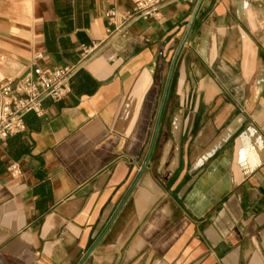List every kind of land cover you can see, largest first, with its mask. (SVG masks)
<instances>
[{"label": "crops", "instance_id": "0c3cea01", "mask_svg": "<svg viewBox=\"0 0 264 264\" xmlns=\"http://www.w3.org/2000/svg\"><path fill=\"white\" fill-rule=\"evenodd\" d=\"M135 1L0 0V80L100 42L0 142V264H77L111 220L82 264H264V0H165L106 38Z\"/></svg>", "mask_w": 264, "mask_h": 264}, {"label": "built area", "instance_id": "2783aa9c", "mask_svg": "<svg viewBox=\"0 0 264 264\" xmlns=\"http://www.w3.org/2000/svg\"><path fill=\"white\" fill-rule=\"evenodd\" d=\"M165 0H136L127 10L110 9L103 15L106 27V38L125 36L130 25L137 21L156 20ZM100 42L85 46L81 51V61L90 56ZM42 58L41 54L36 55ZM66 63L59 66H42L34 64L29 72L17 81L0 80V142L25 130L24 116L33 112L36 116L43 114L42 100L50 98L59 101L70 91L72 76L79 69L80 62ZM13 177L20 174L16 162L7 167Z\"/></svg>", "mask_w": 264, "mask_h": 264}, {"label": "water", "instance_id": "95a60500", "mask_svg": "<svg viewBox=\"0 0 264 264\" xmlns=\"http://www.w3.org/2000/svg\"><path fill=\"white\" fill-rule=\"evenodd\" d=\"M202 0H198L197 3H196V6H195V9H194V12H193V15H192V18H191V22L198 10V7L200 6V3H201ZM186 36L183 37V39L181 40L180 44H179V47L177 49V52L173 58V62L171 64V67H170V70H169V77H168V81H167V85L169 83V80H170V76L172 74V70H173V66H174V62H175V59H176V56L184 42V39H185ZM167 88V86H166ZM165 93H166V89H165V92H164V95H163V99L165 98ZM163 103V102H162ZM161 107H162V104H161ZM161 107L159 108V111H158V114H157V117H156V122H155V130H154V135H153V139L151 140L150 142V145H149V148H148V152H147V156H146V160H145V163L144 165L142 166V168L140 169V172L141 173L144 169V166L151 154V150H152V147H153V142H154V136H155V133H156V130H157V127H158V123H159V119H160V113H161ZM132 188V187H131ZM130 188V190H131ZM130 190H128V193L130 192ZM121 206V205H120ZM120 206L117 208L116 212H115V215L118 213L119 209H120ZM114 218V217H113ZM112 218V219H113ZM112 221V220H111ZM111 221L109 222V224L106 226L104 232L90 245V247L88 248V250L85 252V254L82 256V258L79 260V262L77 264H82L85 259L91 254V252L93 251V249L96 247V245L98 244V242L100 241L101 237L103 236V234L105 233V231L107 230L108 226L110 225Z\"/></svg>", "mask_w": 264, "mask_h": 264}]
</instances>
